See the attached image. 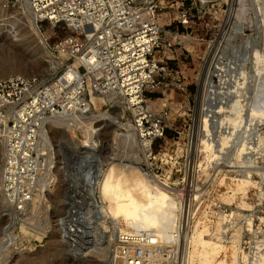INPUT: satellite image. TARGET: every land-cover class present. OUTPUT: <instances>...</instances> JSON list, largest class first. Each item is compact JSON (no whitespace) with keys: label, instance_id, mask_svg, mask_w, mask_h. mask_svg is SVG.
Returning a JSON list of instances; mask_svg holds the SVG:
<instances>
[{"label":"rangeland","instance_id":"1","mask_svg":"<svg viewBox=\"0 0 264 264\" xmlns=\"http://www.w3.org/2000/svg\"><path fill=\"white\" fill-rule=\"evenodd\" d=\"M186 3L193 9V24L167 27L178 31L182 42L170 55L168 73L147 90L165 127L155 141V158L147 159L137 141L132 147L131 139H116V128L134 133L122 97L105 95L95 124L74 133L78 148L62 146L72 141L71 132L48 118L38 146L44 169L35 201L18 212L0 190V264H111L116 237L110 241V232L102 229V241L95 245L93 227L107 217L101 181L112 161L154 173L180 200L176 233L161 235L163 244L180 243L178 264H264V0H238L233 20L225 0ZM28 5L19 0L10 7L20 14L14 32L8 22L0 28V46L19 61L5 65L0 77L51 78L62 65L47 39L52 45L66 32L37 21L35 32L25 15H31ZM14 33L20 40H12ZM84 148L98 155L91 176L78 172L83 161L75 156ZM4 152L0 144V168ZM62 179L71 181L65 194ZM65 207L68 232L75 238L71 249L56 227Z\"/></svg>","mask_w":264,"mask_h":264},{"label":"built area","instance_id":"2","mask_svg":"<svg viewBox=\"0 0 264 264\" xmlns=\"http://www.w3.org/2000/svg\"><path fill=\"white\" fill-rule=\"evenodd\" d=\"M38 24L64 30L47 48L62 62L55 74H10L0 78V168L2 196L23 212L35 195L44 162L38 154L40 132L48 116L81 111L92 94L125 99L131 120L149 160L165 127L157 118L147 90L169 71L180 33L189 28L193 9L188 0H28ZM194 4L201 0H189ZM19 0H0L3 8ZM96 152L78 172L95 174ZM121 236V235H120ZM117 236L111 264H178L176 244H160L156 236Z\"/></svg>","mask_w":264,"mask_h":264},{"label":"bare ground","instance_id":"3","mask_svg":"<svg viewBox=\"0 0 264 264\" xmlns=\"http://www.w3.org/2000/svg\"><path fill=\"white\" fill-rule=\"evenodd\" d=\"M141 1H145V0H141ZM225 1L229 2L230 4V11H231L230 18L232 17L231 19L233 20V16L235 17L234 12L236 11V4L238 0H225ZM26 2L30 5L28 0H26ZM203 2H209V0H203ZM0 10H1L0 28L5 26V24L8 22L10 23V27L12 28L11 31L14 32L15 24L17 25L16 22L20 20L19 18L20 14L17 12L18 10L16 11L12 8H3V7ZM28 11L31 13L32 16L28 14L27 11H25L26 12L25 15L27 19L29 20V22L32 24L30 26H32L35 32H37L36 18L34 16V13L32 9ZM17 36H19V34L14 33L12 40H16V41L20 40V38ZM8 51L9 50H7L4 44L0 46V70L3 69V67L7 65L8 63L9 64L19 63L18 59L15 58V54H12V52L10 51L8 52ZM261 57H262V60L264 61V41H263V49H262ZM3 77L5 76H2L0 78H3ZM104 97L105 95L92 94L90 101H88L87 106L85 108L84 106H81V108H83L81 111H76V112H71V113L67 112L65 114L56 115V116H48L46 118L47 120L48 118L52 117L51 119L52 123L64 125L71 132L72 141L71 142L69 141V144H66L65 142V144H62V146L63 145L64 146L65 145L67 146L75 145V148H78L77 145H80V142L76 138L74 133L77 131H82L84 127L86 126L92 127L93 124H95V119H98L101 115V113L99 112V109H100V105L105 102ZM118 102L119 101H117V103ZM152 107H153V104H152ZM260 111H261L260 113H261V118H262V116H264V110H260ZM86 112H90L91 114L88 115ZM131 126L135 134L132 132L133 134H131L130 136V134H126L119 127V128H116V131H115L116 139L118 140L131 139V143L133 144L132 147L137 146V144L135 143L136 141L137 143L141 144V146L143 147V144L140 141L139 136L133 127L132 120H131ZM42 131L43 130L41 129L40 138H41ZM93 132H94L93 134L96 133L94 129H93ZM134 135L136 136L137 139L134 138ZM93 138H95V142H96L97 137L93 136ZM143 150H144L143 152L145 154V157L148 159L149 157L148 150L144 147H143ZM87 155H91V150L88 148H84L83 151L79 153V157L78 156H75V157L77 159L78 158L81 159L84 162ZM62 159L68 160V157L65 156ZM138 160H140V158ZM64 162L63 164H65ZM69 169H70L69 171L71 172L72 168H69ZM65 170L68 171V169H65ZM150 175H152L153 178L159 184L152 181V179L150 178ZM68 179H70V176ZM62 181L64 182L63 183L61 182L62 184L60 183L61 185L59 186L60 188H62L61 190L64 193L68 190V187L71 184H69L70 180L62 179ZM164 183L154 173L152 174L147 173L138 164L124 163V162L119 163V162L112 161L110 163L109 168L107 169L105 173V177L101 181V190H102V193H101L102 200L101 201H103L104 203L103 206L106 210L104 209L103 211L107 212V215H106L107 217L106 218L104 217L105 219L102 217L103 221L100 222V225H97V227H93L96 233L95 245H99L102 241V236L104 234V231L102 229H105V231L107 230V232H110L109 233L110 241L114 237H117L120 235L123 237L131 236L134 238H138V237H142L147 234H150L151 236H156L159 240V243L163 244L162 243L163 239H161L162 238L161 235H163V238H164V234L174 233L177 230L178 223L182 217L180 200L175 195H172V193H169L163 186H160V185H163ZM164 185H166V183ZM167 189H171V188L168 187ZM35 199H36V196L34 197L32 201L34 202ZM110 215L113 216V219L111 218L113 220V228H110L111 225H109V222H108L110 219L109 218ZM70 222H71L70 215H68L67 207H65L62 210V213L59 215V218L56 223V227L58 228L60 235H62L61 236L62 240L64 241V243L66 242V245L69 247V249H71L72 247L71 245L75 239L72 236H70L68 232V228L70 226L68 223ZM115 232L116 233L118 232V233L116 234ZM80 233L82 232L80 231ZM83 233H85L84 230H83ZM78 236L80 235L78 234ZM176 238L177 236L173 237V239L175 240ZM178 244H179V249H180V243H176V245Z\"/></svg>","mask_w":264,"mask_h":264}]
</instances>
